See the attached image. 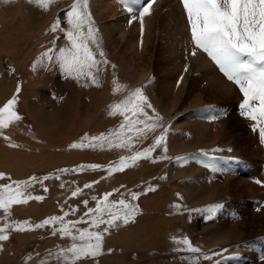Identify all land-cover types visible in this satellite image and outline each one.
<instances>
[{
  "label": "rangeland",
  "instance_id": "obj_1",
  "mask_svg": "<svg viewBox=\"0 0 264 264\" xmlns=\"http://www.w3.org/2000/svg\"><path fill=\"white\" fill-rule=\"evenodd\" d=\"M72 2L73 0H56L45 11L35 4H29L28 0H9L8 3L0 0V107L16 94L19 85L21 90L17 94L16 110L22 117L21 121L11 125L3 131V135H0V172L5 173V179L0 180V184L10 183L11 180H27L32 176L54 177L59 174L58 169L85 166L83 171L60 174L59 180L52 178L44 181L48 192H44L40 184H34L29 189L31 194L44 196L45 199L13 206L7 221L3 219V213L0 211V227L6 222L25 220L34 225L47 217L63 215L61 208L70 212V209L75 207L77 212L75 214L70 212L65 220H78L87 211L83 204L84 200H88V207L96 206L95 201L91 199L92 196L102 199L104 193L119 189V192H113L109 200L118 201L122 198L121 194L123 198L130 200L129 192L144 193L145 189L151 186L155 191L142 194L133 202L139 209L135 220L111 229L105 236L103 254L87 261L86 264H186L192 254L174 250L178 246L172 240V237L179 239L185 236L204 253H220L214 256L212 261L200 260L199 264H214L216 260L220 261L228 257H243L245 249L238 250V253L225 251L236 242L227 245L216 244L210 248L203 240L211 231L217 234L223 230L221 226L231 225L235 218L234 214L241 213V210L231 212L229 205L232 201L236 200L238 205L244 204V208L249 206L244 212L245 217L259 216L255 214L257 206L247 195L250 196L251 192L257 193L258 188L263 193L264 182L260 181L263 183L256 184L252 181H243L242 177L246 172L237 171L243 163L239 162L238 157L233 156L236 150H240L242 140L251 137L261 147L259 129L254 132L251 129L252 122L239 115V103L231 104L227 94H230L228 87L231 82L223 76L206 54L198 52V57L196 55L192 58L186 79L181 71L169 73L165 67H157L160 61L159 55L173 47L172 33L168 31L182 29L187 51L192 50L190 32L180 0L171 1L172 6H177L181 12L178 19L162 23L164 15H159L157 12V18L150 27V30L158 28V32L151 35L152 45L148 42L150 48L147 53L151 51V57L141 63L137 62V56L128 44V39L134 37L135 48L139 51L141 30L138 28V31L132 34L129 32L126 35L127 40L117 43L115 31L107 21L108 18L99 21L95 6L91 5L94 2L89 0V11L98 33L100 46L109 62L103 66V71L100 73L99 87L91 84L82 87L72 79H65L52 62H48L52 70H46L39 64L36 70H33V63L42 52L52 48V55H55L60 47L67 46L63 33L59 31L52 33L47 29L57 18L65 21ZM159 4L160 1L155 0V7L158 9ZM61 26L68 28L66 22ZM162 30L164 32H161ZM54 38L55 45L51 43ZM112 65H115V68H112ZM134 66L140 69V77H145L143 80L134 75ZM181 76L183 83L177 86ZM113 79L117 84L125 86L123 91L113 93ZM141 86L155 111L163 118V127L168 128L166 155L170 159H157L155 162L141 159L123 172L108 177L105 169L111 163L117 162L120 156L127 157L134 151L149 147L154 136L159 135L162 129L158 128L155 133H150L142 143H134L130 150L110 149L106 145L95 149H72L69 145L80 143L85 134L98 136L101 133L116 132L122 117L110 116L109 106L124 98L128 90ZM179 87L183 89H178ZM178 96L177 103L172 105L171 102ZM239 96L242 99L240 94ZM215 112L217 116L214 115ZM149 114H152L151 110ZM187 116L193 118L189 120L190 123L183 126ZM212 117H222L225 127H229V130H223V136L218 133L219 119L213 120ZM199 121L204 122L203 125L205 122L208 124L209 130L203 136L204 138L211 136V144L207 143L203 146L199 143L196 146L193 138L199 135L196 134V126L198 129L200 126ZM239 123L243 124L241 130H232L233 126ZM4 135L8 136L9 140L6 141ZM229 135L234 144L233 141L230 142L231 144L222 143L221 140ZM10 143L18 147H9ZM191 144L194 146L191 147ZM204 153L208 155L205 156ZM161 155H165L162 148L152 153L154 158ZM177 157H184V160L178 161ZM254 157L264 162L262 153L260 157L255 155ZM221 158L226 163L235 165V175L234 173L231 175L234 176L233 180L242 179L238 185H234L233 182L228 184L227 180L223 179V173L218 165ZM192 160L197 161L198 164L199 161L204 163L199 165L197 174L200 173L203 178V174L206 173L204 178L207 179L200 180L207 181L210 178L209 181H214V186L208 185L209 188L203 189L205 186L203 184L200 192H197L198 190L192 192L191 200L184 202L182 188L179 187V179H181L179 172L185 162L190 164ZM261 162L260 166L263 167L259 170L264 173V163L262 165ZM92 164L100 165L101 168L95 170L87 168ZM196 171H192L193 174ZM260 171L253 172L259 175ZM259 176L264 177L261 174ZM9 177L11 180L8 179ZM102 177L107 178L101 179ZM93 181L99 183H94L90 189H84L85 183ZM61 183L65 185L64 188L59 187ZM77 187L82 189V193L77 197H71V191ZM201 192L207 195V199L203 203H198L197 197ZM174 204L181 205L179 212L172 207ZM217 204L221 207L211 218L203 211H189ZM221 215L228 220L224 225L220 219ZM237 220L243 219L237 216ZM208 221H212L210 223L212 229L204 227ZM77 227L85 228L88 225L80 224ZM7 234L9 239L0 242V264H40L41 261L45 264H56L54 254L59 248L67 247L72 243L68 237L53 236L48 226L24 232L9 230ZM245 235L248 236L250 233ZM258 235L264 237V233ZM252 240L255 243L256 239L253 238L248 239L247 242ZM251 247L254 248L252 245ZM108 249H111V252ZM29 257L31 259H28Z\"/></svg>",
  "mask_w": 264,
  "mask_h": 264
},
{
  "label": "snow or ice",
  "instance_id": "obj_2",
  "mask_svg": "<svg viewBox=\"0 0 264 264\" xmlns=\"http://www.w3.org/2000/svg\"><path fill=\"white\" fill-rule=\"evenodd\" d=\"M4 2L8 3L9 0H4ZM55 2L56 0H28L29 4H35L45 11ZM120 2L130 15L129 25L139 19L142 36L144 18L151 15L155 0H146L143 3L141 0H120ZM180 3L190 32L192 45L190 55L194 57L198 52L206 54L223 76L238 89L242 97L239 102V115L252 122L253 131L259 129L260 143L264 144V0H180ZM65 22L68 25L67 29L61 26ZM47 31L63 33L67 46L60 47L55 55H52V48L42 52L33 63V70H36L38 64L46 70H52L48 63L52 62L65 79H72L82 87H88L90 84L99 87L100 73L103 71V66L109 62L100 46L98 33L89 11V0H73L66 13L65 21L57 18ZM51 43L55 45L56 39L54 38ZM112 68H115V65H112ZM184 71H188L187 65ZM180 79L182 80L183 76ZM113 85L114 94L123 91L125 87L117 84L115 79H113ZM177 86H179V81ZM20 90V86L17 85L16 94H13L0 107V135H3L5 129L22 119L16 110L17 94ZM109 109L110 116L122 117L116 132L101 133L98 136L85 134L80 143H72L69 147L95 149L106 145L110 149L130 150L134 143H142L150 133H155L158 128H161L162 131L154 136L149 147L134 151L127 157L120 156L117 162L111 163L105 170L107 176L110 177L114 173L123 172L141 159L153 162L157 159H170L166 155L168 128L163 127V118L149 102L143 92V86L128 90L124 98L110 105ZM149 110L152 112L151 115ZM217 118L212 117L213 120ZM3 138L6 141L9 140L6 135ZM9 147H18V145L10 143ZM158 148H162L165 155L154 158L152 153ZM204 155L207 156L208 153ZM176 159L183 161L184 157ZM87 168L95 170L101 166L92 164ZM83 170L85 166L75 169H58L59 174L54 177L52 175H45L42 178L32 176L27 180H11L9 177L10 183L0 184V211L3 213V219L5 221L9 219L11 209L15 205H25L32 200L43 201L45 199L44 196L31 194L29 189L34 184H40L43 191L48 192L44 181L52 178L59 180L60 174ZM105 178L107 177L101 179ZM4 179L5 173L0 172V180ZM94 183H99V181L85 183L83 187L90 189ZM257 183L261 182L257 181ZM59 187L64 188L65 185L61 183ZM152 191H155V188L149 186L144 193L129 192L130 200L123 198L121 194L122 198L118 201H110L109 197L113 195V192H119V189L104 193L102 199L92 196L91 199L95 201L96 206L88 207V200H84L83 204L87 211L78 220H65L70 212L72 214L77 212V209L73 207L70 212L61 208L63 215L47 217L34 225L27 220L6 222L0 227V242L9 239L7 234L9 230L24 232L48 226L53 236L68 237L72 241L69 246L59 248L54 254L56 264H86L87 261L103 254L105 236L111 229L119 228L135 220L139 209L133 202L138 200L142 194ZM81 193L82 189L77 187L71 191V197H77ZM177 196L179 197V193ZM172 207L178 212L181 209L180 204H174ZM219 207L221 205L217 204L189 211H203L211 218ZM259 210L258 208L257 211ZM80 224H86L88 227H77ZM172 240L178 246L174 250L192 254L186 264H199L200 260L212 261L214 256L220 255V253L202 252L201 248L194 246L187 236L179 239L172 237ZM108 251L111 252V249ZM50 255L53 254L50 253ZM233 258L228 257V259ZM40 264H45V262L41 261ZM214 264H220V261L216 260Z\"/></svg>",
  "mask_w": 264,
  "mask_h": 264
},
{
  "label": "bare ground",
  "instance_id": "obj_3",
  "mask_svg": "<svg viewBox=\"0 0 264 264\" xmlns=\"http://www.w3.org/2000/svg\"><path fill=\"white\" fill-rule=\"evenodd\" d=\"M159 1H160L159 9L155 7V3H154L153 7L151 9V15L146 16L144 18V30H143V35L139 39L141 41L139 51H137L135 48L134 37H133V39H131L132 37L128 39V44L131 45L132 51L137 56L136 57L137 62H140V63L144 62L147 58L149 59L151 57V51H150V53H147V51L150 48V44L153 43V41H152L153 39L151 38V35L152 34L155 35L158 32V28H155L154 30H150V27L152 24H154V22L157 18V12H159V15H164V17L167 18V19H165L163 17L162 21H161L162 23H165L167 20L170 21L171 19L176 20L181 15V12L179 11V9H177V6L176 7L172 6V4H171L172 0H159ZM93 2H94V4H91V5L95 6L94 9H95V11H97V16L99 17V21H102L103 19L108 18L107 21L110 22L109 24L112 25V28L115 31V34H116L115 39H116L117 43L125 40L126 35L129 32H131V34H132L135 31H138V28L141 30V25H140L139 19L133 21V23L131 25H129L128 21L130 19V15L125 10L123 4L121 2L118 3V0H109V1L108 0H93ZM141 2L142 3L146 2V0H141ZM137 15H138V13H137ZM176 26H177V24H176ZM172 29H174V28H172ZM164 30H162L161 32H164ZM168 33H172L171 44L173 47L171 49H168V52L165 51L159 55L160 61L157 63V67L160 68L163 66L167 70H169V73H171V72L178 73L179 71H181L182 73L185 74L184 78L186 79L187 72L184 71L185 65H187V66L190 65V61H192V58H193V56L190 55V52L187 51L186 38H184V35L182 37L183 31L180 28L179 29L176 28L174 31L172 30V32L168 31ZM136 39H137V37H136ZM187 39H189V37ZM148 42H150V44ZM137 44H138V41H137ZM197 57H198V55H197ZM130 65H132L131 62H130ZM133 71H134V75L137 76L138 79L141 78L143 80L145 78L144 76L140 77V69H138L136 66H134ZM179 83H183V81L181 80V81H179ZM181 88L182 87H179L178 89H181ZM228 91L230 92V94L227 93L228 99L231 102V104L232 103L233 104L239 103L241 99H240V96L238 94V90L235 89V86L232 83H230V85L228 87ZM178 98H179V96L176 97L175 100L173 99L171 104L172 105L176 104L178 101ZM214 115L217 116L218 115L217 112H215ZM193 116H187L184 119L185 122L183 123V126L188 124L189 120H191L193 118ZM218 119H219V131H220L218 133L220 135L222 134V136H223V130H227L229 127H225L226 126L225 121L222 120V117L218 118ZM199 123H200L199 129L196 126V134L197 135L199 134V135H198V137L196 136L193 138L194 142L196 143V146L199 143H200V145H203V146L207 143L211 144L212 143L211 136H209L207 138H204V136H203L209 130L208 126H207L208 124H206V122H205V125H203L204 122L201 123L200 121H199ZM242 125H243L242 123H239L238 125L235 124L233 126V128L232 127L231 128H232V130H237V129H240V127ZM191 130L194 131V129H191ZM249 134H250V132H249ZM202 137L204 139H201ZM231 138H232L231 135H229L227 138H223L221 141H223L222 143L227 144V143H230L233 141V140H231ZM250 139L242 140V145L239 146L240 150L239 151L236 150V152L233 156L238 157V159L240 160L239 162L243 163V166H239V169L237 170L240 173L246 172L245 176L242 177L243 181H246V180L252 181V182L257 184V181H263L264 182V177L259 176L260 174L264 176V173L259 170V168L261 167L260 166L261 161L260 160L258 161L257 160L258 157L256 159L254 157V155L259 156V157H260L261 153L264 155V144H261V147H259L257 142L255 141V139L253 137H251ZM194 142H192V143H194ZM194 144H191V147L194 146ZM230 144H228V145L231 146ZM233 144H234V141H233ZM244 149H247V150H244ZM229 157L231 158V156H229ZM195 160H192V162L190 164L188 162H185L183 164V167L181 168V170L179 172V175L181 177V179H179V182H180L179 187L182 188L184 202H187L190 199L192 192L197 191V190H198L197 192H200L199 190L202 188L203 184H205V186H203V189L205 187H208V185H210V187L214 186V181L210 182L209 181L210 178L207 181L206 180L205 181L200 180V179L204 178L206 173H204L203 178H201V176L199 175L200 173L197 174L196 170L199 169V167H200L199 165L204 164V163L199 161V164H198V162ZM262 163H264V162H261V164ZM218 165H220V170L223 173V179L227 180L228 184H229V182H231V183L233 182L234 185H238L240 182H242V179H239L238 181L233 180L234 176L231 174L234 173V168H235L234 166L235 165L233 166L230 163H226L223 158H221L219 160ZM192 171H196V173L193 174ZM253 171H260L261 173L259 175H256L257 173L255 174ZM203 172H204V170H203ZM234 175H235V173H234ZM230 178H232V180H229ZM204 179H207V178H204ZM263 182H261V183H263ZM249 184L251 185L252 183H249ZM170 187H172V185H170ZM258 187H259V185L257 186V188ZM257 190H258L257 193L251 192L249 194L250 196L247 195V197L252 200V203L257 206V209L258 208L260 209L259 211H257V209H256L257 212H255V214L259 215V216L254 218V217H250V216L246 215V217H245L244 212L247 211L249 206L247 207L245 205L246 207L244 208V204L238 205L236 200L232 201L229 205V208H231L230 209L231 212L241 210V213H237L236 215L234 214L235 218L233 219V222L231 223V225H226V226L224 224L228 220L224 219L223 215H221L220 219H221V221L224 222L223 223L224 226H221L223 230L217 234L214 233L213 231H211L209 233V235L204 237L203 242L208 244L210 246V248H213V246L216 244L227 245L229 243L236 242V244H234V245L231 244L232 245L231 247L226 248V250H227L226 252L233 251L235 253H238V250H244V249L246 250L243 253V257L235 256L233 259H228V258L227 259H221L220 264H264V259H262V258H264V237H258V236H260V235H258L259 233H264V192L261 193V190L259 188ZM262 190H264L263 187H262ZM197 198H198L197 199L198 203H203L206 201L207 195L202 194V192H201ZM243 200H244V196H243ZM251 208L253 209V207H251ZM228 216H230V215H228ZM231 216H232V214H231ZM237 216L239 219L242 218L243 220L242 221L237 220ZM210 223H212V221H208V223H206L205 224L206 226L204 225V227L212 229V226ZM248 233H250V235L246 236L245 234H248ZM251 238L256 239L255 243L253 242V240L247 242V240L248 239L251 240ZM251 245L254 247L253 249H252Z\"/></svg>",
  "mask_w": 264,
  "mask_h": 264
}]
</instances>
